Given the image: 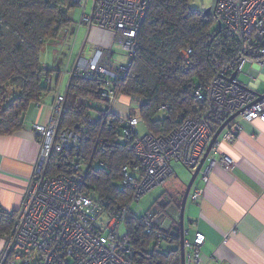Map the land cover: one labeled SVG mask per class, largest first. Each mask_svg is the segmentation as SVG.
Listing matches in <instances>:
<instances>
[{"label":"built area","instance_id":"obj_1","mask_svg":"<svg viewBox=\"0 0 264 264\" xmlns=\"http://www.w3.org/2000/svg\"><path fill=\"white\" fill-rule=\"evenodd\" d=\"M89 2L72 0L73 7L82 9L79 25L115 34L129 62L117 61L110 50L96 48L90 60L78 63L71 77L97 80L99 96L108 105V113L120 119L121 138L135 153V160L121 168L120 186H130L132 198L128 203L104 207L89 196L86 185L90 170L105 165L103 159L94 157L106 150L100 137L97 140L100 147L96 145L91 157L85 158L81 150L85 135L99 119L89 106L101 101L87 99L85 103L89 106L84 105L76 126H62L66 98L60 95L53 104L54 116L50 122L33 124L41 144L39 158L21 205L8 211L13 224L9 233L0 235V264H149V260L144 262L146 250L137 251L129 233H123V226L130 218L137 219L157 246L169 243L167 229L171 226L159 208L134 210V204L174 177L175 162L194 173L208 154L197 177L206 184L215 166L229 167L234 163L228 155L215 157L219 138L235 143L244 128L242 121L264 123V93H260L258 83L245 84L240 79L244 64L264 68V0H214L210 15L219 30L210 39L220 48L213 76L193 91L195 102L203 106L202 111L185 118L167 135H140L137 126L142 120L135 112L143 99L111 89L112 79L122 78L128 71L152 0H93L91 11L87 12ZM194 54L192 46L181 50L187 68L195 64ZM122 96L129 101L125 116L115 111ZM133 103L138 105L137 109L131 108ZM108 125L115 126L114 122ZM222 126L219 138L214 141ZM55 155L65 156L60 162L63 170L57 173L49 170ZM203 192L201 186L190 197L198 201ZM187 235L189 232L185 230L186 264H204L202 247L206 235L199 230L193 240H187Z\"/></svg>","mask_w":264,"mask_h":264},{"label":"trees","instance_id":"obj_2","mask_svg":"<svg viewBox=\"0 0 264 264\" xmlns=\"http://www.w3.org/2000/svg\"><path fill=\"white\" fill-rule=\"evenodd\" d=\"M190 1L152 0L128 71L122 78L112 79L111 89L143 99L135 115L146 123L148 133L167 135L185 118L199 114L203 106L195 102L193 91L200 83H207L215 72L220 47L210 35L217 34L219 28L213 25L210 13L192 9ZM73 8L72 0H0V136L21 130L28 106L48 90V79L54 70L43 65V53L50 40L72 32L76 24ZM187 46H192L195 53V64L190 68L180 55ZM99 93L97 80L72 76L65 95L62 126H76L88 105L87 99L103 102ZM99 104L88 105L89 110L98 112L99 119L85 135L81 155L91 157L96 145L100 147V137L106 151L97 153L94 159H103L105 165L90 170L86 191L94 201L108 207L130 202L133 189L120 186L121 168L135 160V153L121 138L120 119L108 113V107L98 110ZM160 111L164 116H158ZM109 122L115 126L109 127ZM64 157L53 156L49 170H63L60 162ZM12 224L13 216L0 205V235L9 233ZM126 225L137 251L147 252L144 262L182 264L180 234L170 232L173 225L167 229L168 242L174 244L169 250H151L152 237L137 219L130 218Z\"/></svg>","mask_w":264,"mask_h":264},{"label":"crops","instance_id":"obj_3","mask_svg":"<svg viewBox=\"0 0 264 264\" xmlns=\"http://www.w3.org/2000/svg\"><path fill=\"white\" fill-rule=\"evenodd\" d=\"M75 25L72 32L60 40H70L77 33L78 38L82 31L87 32L74 62L71 54L66 59L64 51L59 53L61 48L53 53L51 47L46 48L49 52L45 50L42 63L54 70L49 77L48 90L41 94L39 101L28 106L21 130L0 136V205L7 211L15 210L21 205L39 158L41 144L33 124L47 125L50 122L54 116L53 104L56 99L67 94L72 70L80 61H87L83 52L93 30L95 33L105 32L96 27ZM105 35V38L98 39L97 34H93L92 50L95 52L96 48H103L115 54V45L119 44L118 37L110 32H105ZM75 41L76 37L70 46L71 53ZM258 76L264 79V75L257 73L256 78ZM242 123L244 128L238 140L229 143L220 137L215 153L217 159L228 155L234 163L229 167L220 164L215 166L206 184L196 180L190 195L203 186V196L198 201H193L189 196L186 204L187 220L184 221V228L191 236L189 240H193L197 230L206 235V242L202 247L204 264H264V123ZM173 178L164 185L166 189L162 200L156 204L165 214L167 203L164 198L170 201L169 204H174L172 214L167 215L169 224L173 225L171 233L179 221L180 202L188 182ZM178 230L176 234H180V227Z\"/></svg>","mask_w":264,"mask_h":264},{"label":"rangeland","instance_id":"obj_4","mask_svg":"<svg viewBox=\"0 0 264 264\" xmlns=\"http://www.w3.org/2000/svg\"><path fill=\"white\" fill-rule=\"evenodd\" d=\"M214 3V0H191L190 1V7L192 9H196V10H201V11H206L208 8H211L212 5ZM92 5H93V0H90L89 4H88V8H87V12H90L91 11V8H92ZM73 13H74V19H75V22H76V25L77 26H80V20H81V15H82V9L78 6L74 7L73 8ZM84 26V25H82ZM87 31V30H86ZM84 31L81 32V34L79 35V37L77 38L78 36V33L76 36H73V38H70V40H66L65 41L63 40L60 41L61 39H64L68 34L67 33H63V35H60L58 36L59 39H56V40H53V41H49L47 43V46L46 48H50L51 47V52L53 53L56 49H60L58 51H60L59 53L63 52L66 53V56L68 59V57L70 56V54L72 55V62H74L75 58L78 56V54L80 53V47L82 46L83 42H84V39L86 37V33H83ZM93 34H97L98 36V39H103L106 37L105 35V32H99V33H95V31L93 30L92 34H91V38L89 39L88 41V44H86V47L84 48V59H87V60H90L93 55H94V49L92 50L93 46H92V43L94 42L93 41ZM76 37V43L74 44V48H73V51L71 53V48L70 46L73 45L74 43V38ZM57 48H54L56 47ZM46 50V49H45ZM47 52L48 49L46 50ZM114 51H115V54H114V58L117 60V61H120L122 63H128L129 61V58L126 56V53L123 51L122 49V46L120 44H116L115 45V48H114ZM62 53V54H64ZM43 55H45V51L43 53ZM60 55V54H59ZM67 65V62L65 64V66ZM65 69V67H64ZM65 71V70H64ZM257 73H260V75H264V68L260 65H251V64H244V66L242 67V72H241V75H240V79L241 81H243L245 84H249V83H253V84H256L258 83L259 84V91L260 93H264V79L261 77V76H258V78H256V75ZM258 79H261L258 81ZM46 84V83H45ZM128 102V103H127ZM129 105V101L126 97L122 96L121 99H120V104H118L116 107H115V111H117L119 114H121L122 116H125L127 114V106ZM100 108L98 110H101V109H106L108 107V105L105 103V102H100L99 104ZM98 106V107H99ZM129 108V107H128ZM131 108L133 109H137L138 108V105L134 104L131 106ZM98 114V112H96V115ZM158 116H164V112L163 111H160L159 112V115ZM137 129H138V132L140 135H145L149 132V129L146 125V123L144 122H140L139 125L137 126ZM173 167L175 169V175H174V180H177V181H189L190 178H191V174L190 172L185 168V166L181 163H177L175 162L173 164ZM166 189V186H159L157 188H155L154 190H152L151 192H149L148 194H146L145 196H143V198L140 200L139 203H135L134 206H133V209L134 210H140V209H143L144 211H148V210H153V211H156V209L158 208L156 206V204L162 200V196L164 194V191ZM164 201H166V206L164 208V211L167 213L166 215H171L172 214V211H173V208H174V204L171 205L169 204V200L167 198H164ZM181 203V202H180ZM187 220V216L185 215V222ZM173 233L176 234L179 232V221L177 222L176 226L173 227ZM128 230V227L127 225H124L123 226V233L125 234ZM191 236L190 235H187V240L190 239ZM150 248L151 250L153 249H162V250H169L171 248L174 247V244H171V243H167V242H164L162 243L161 246H157L156 244V241L155 240H152L151 243H150Z\"/></svg>","mask_w":264,"mask_h":264},{"label":"water","instance_id":"obj_5","mask_svg":"<svg viewBox=\"0 0 264 264\" xmlns=\"http://www.w3.org/2000/svg\"><path fill=\"white\" fill-rule=\"evenodd\" d=\"M210 9L208 8L205 12L206 14L210 13ZM235 117V116H234ZM233 117V118H234ZM224 126H222L218 132L216 133L215 137H214V141H216L222 130H223ZM208 154L206 155V157L204 158V160L202 161V164L200 165V167L194 172V173H190L191 174V178L190 180L186 183V188H185V192L183 194V198H182V202H181V206H180V218H179V227H180V242H181V262L182 264H186V260H185V228H184V219H185V209H186V204L188 201V198L190 196L191 190L193 188V185L195 184L197 177L200 173V170L202 169L203 165L205 164L206 160H207Z\"/></svg>","mask_w":264,"mask_h":264}]
</instances>
